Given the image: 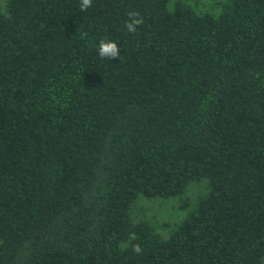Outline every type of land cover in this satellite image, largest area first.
Returning <instances> with one entry per match:
<instances>
[{
	"label": "trees",
	"instance_id": "1",
	"mask_svg": "<svg viewBox=\"0 0 264 264\" xmlns=\"http://www.w3.org/2000/svg\"><path fill=\"white\" fill-rule=\"evenodd\" d=\"M170 1L0 3V264H263L264 0Z\"/></svg>",
	"mask_w": 264,
	"mask_h": 264
},
{
	"label": "rangeland",
	"instance_id": "2",
	"mask_svg": "<svg viewBox=\"0 0 264 264\" xmlns=\"http://www.w3.org/2000/svg\"><path fill=\"white\" fill-rule=\"evenodd\" d=\"M6 0H0L4 4ZM176 0L170 1V8ZM189 4L198 13L218 15L221 3L225 0H182ZM131 216L137 219H148L156 224L158 231L167 237L171 227L179 222L185 212L178 208L177 199H147L141 197L131 210ZM264 264V261H263Z\"/></svg>",
	"mask_w": 264,
	"mask_h": 264
},
{
	"label": "clouds",
	"instance_id": "3",
	"mask_svg": "<svg viewBox=\"0 0 264 264\" xmlns=\"http://www.w3.org/2000/svg\"><path fill=\"white\" fill-rule=\"evenodd\" d=\"M90 7H92V0H80V10L87 11ZM128 20L125 21V28L129 33H135L139 25L143 24V19L139 18L140 14L136 11H131L127 13ZM98 55L102 59H119L120 56V48L118 45L107 39H103L100 41L97 48ZM132 239H135L133 236ZM133 251L137 254H140L142 249L139 244L133 246Z\"/></svg>",
	"mask_w": 264,
	"mask_h": 264
}]
</instances>
